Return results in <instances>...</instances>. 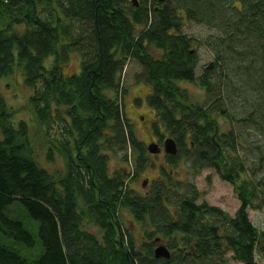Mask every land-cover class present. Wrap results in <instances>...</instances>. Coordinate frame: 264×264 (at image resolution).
<instances>
[{
  "label": "trees",
  "instance_id": "trees-1",
  "mask_svg": "<svg viewBox=\"0 0 264 264\" xmlns=\"http://www.w3.org/2000/svg\"><path fill=\"white\" fill-rule=\"evenodd\" d=\"M185 19L213 31L190 36ZM196 43L213 50V69L197 71ZM72 51L80 70L66 75ZM132 58L152 86L155 119L177 141L170 161L182 158L189 176L216 168L241 200L234 215L165 170L147 194L130 187V172L110 171L129 146L141 167L146 159L122 102ZM17 72L30 107L0 88V264H227L228 252L258 264L264 229L248 207L264 203V0H0V79ZM31 120L46 157H65L64 172L38 159ZM157 236L169 258L155 257Z\"/></svg>",
  "mask_w": 264,
  "mask_h": 264
},
{
  "label": "rangeland",
  "instance_id": "rangeland-1",
  "mask_svg": "<svg viewBox=\"0 0 264 264\" xmlns=\"http://www.w3.org/2000/svg\"><path fill=\"white\" fill-rule=\"evenodd\" d=\"M184 22L183 32L190 36L203 38V36H206L213 31L211 28L197 21L195 22L185 19ZM194 48L198 49L197 71L200 72L206 65L209 64V62L215 60V55L213 54V50L204 44L198 46L196 43ZM52 59L53 56H50L48 61ZM126 65L127 66L122 77L123 91L125 90L122 96V102L125 113L129 120L133 123L135 132L145 148L144 158L146 159H144L143 166L141 167L138 163L139 158H137L139 153L129 146L126 150L128 158L124 159V156L116 155L110 159V171L116 172L122 170L124 172H130L128 175L130 187L134 189L135 192L145 194V190L148 188L144 187L146 183L148 184L147 178H149V180L152 179L153 181L160 179V177L163 176L162 171L165 170L169 173L172 181L181 185L180 189H183L184 191H186L188 181H191L197 187L196 189L199 192L198 202L205 201L210 205L220 208L221 210H225L230 215H234L241 205V200L238 197L234 184L229 180L222 178L216 168L212 166H205L198 170L195 174H191V176H189L187 173L188 169L184 165L182 158L179 162H177L178 159L176 161H173L174 159H172L175 163L170 161L169 156L165 159V151L162 144V150L157 153H153L148 150L147 146L150 142H159V140L168 136L169 133L165 124L155 119V111L148 103L147 95L152 92L151 84L143 79L141 80L140 77H137L138 75H141V65L133 58L130 59ZM79 70V53L77 51H72L69 61L63 68V72L66 75H71L79 72ZM184 85L188 87L193 99H203V90L196 84L187 82L184 83ZM0 88L16 106H29V88L24 83L20 72H17L10 77L0 79ZM13 97L18 98L14 101L12 100ZM24 111V115L26 117L31 115V113L28 112V108ZM142 116H144V119H142ZM155 123L158 127L157 130L155 128ZM223 124L226 126L225 123ZM30 126L32 129L33 142L37 146L36 151L40 162L46 165L51 172H57L59 170L64 172L66 170L65 157L60 153H56L55 157L49 160L45 154V145L42 144V141L38 136L39 130H41L39 123L36 120H31ZM161 134L163 135V138H161ZM255 137H257V134L252 138ZM136 164L139 170L135 173V170L137 169ZM158 166L161 170H158ZM130 169L131 171H127ZM145 180L147 181L145 182ZM153 181L151 182L149 189L151 188ZM169 207L174 209L176 204H172L171 206L169 205ZM248 214L249 218L256 226L264 229V203L259 205L256 201L254 206L248 207ZM121 218L123 219L125 225L130 226L131 232L135 236L136 240L141 241L143 238L142 228L137 221L134 220L131 212L127 209H122ZM163 241L166 242V239ZM227 257V264H243L242 261L232 256V252H228ZM256 260L258 264H264V255L259 254L257 251Z\"/></svg>",
  "mask_w": 264,
  "mask_h": 264
},
{
  "label": "water",
  "instance_id": "water-1",
  "mask_svg": "<svg viewBox=\"0 0 264 264\" xmlns=\"http://www.w3.org/2000/svg\"><path fill=\"white\" fill-rule=\"evenodd\" d=\"M135 3H138V0H134ZM215 60L209 62L208 65L204 67L206 70H210L214 67ZM164 150L169 154H177L178 153V144L176 139L173 136H166L163 141ZM148 150L153 153H157L161 150V147L158 142L153 141L148 144ZM155 241L158 243L155 245L153 251L155 257L159 258H169L171 256V249L164 242H161V237H155Z\"/></svg>",
  "mask_w": 264,
  "mask_h": 264
},
{
  "label": "flooded vegetation",
  "instance_id": "flooded-vegetation-1",
  "mask_svg": "<svg viewBox=\"0 0 264 264\" xmlns=\"http://www.w3.org/2000/svg\"><path fill=\"white\" fill-rule=\"evenodd\" d=\"M142 119H144V116H142ZM165 137H166V136H165ZM165 137H164V138H165ZM163 141H164V139L159 140V142H158L159 145H160V147H161V150H162V146H161V144H162L163 147H164ZM164 151H165V150H164ZM164 155H165V159H166L167 156H169V153H167V152L165 151V154H164ZM158 170H161V168H160L159 166H158ZM147 179H148V184L146 183L144 187H145V188L148 187V188L145 190V194H147V193L150 192L149 187H150L151 182L153 181L152 179H150V180H149V178H147ZM146 181H147V180H145V182H146ZM143 185H144V184H143ZM146 185H148V186H146ZM156 244H158V243H156ZM156 244H155V245H156ZM155 245H154V246H155Z\"/></svg>",
  "mask_w": 264,
  "mask_h": 264
}]
</instances>
